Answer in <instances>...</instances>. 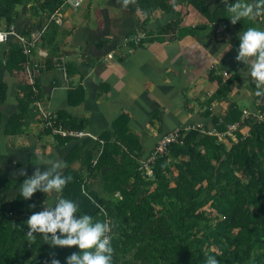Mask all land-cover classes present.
<instances>
[{
	"label": "trees",
	"instance_id": "trees-1",
	"mask_svg": "<svg viewBox=\"0 0 264 264\" xmlns=\"http://www.w3.org/2000/svg\"><path fill=\"white\" fill-rule=\"evenodd\" d=\"M64 1L0 0V20L16 23V6L29 3L38 21L46 22ZM136 1L143 17L142 27L132 28L126 34H138L139 30L143 34L137 40L127 41L129 48L118 57L120 62L137 47L177 40L206 28L181 26L180 19L170 20L157 30L146 28L158 11L177 16L180 11L166 0ZM188 2L210 22L231 21L226 16L228 3L211 10L202 0ZM233 24L244 29L254 22L243 18ZM57 26L54 20L50 21L42 44L48 45L54 39ZM31 29L27 27L26 32ZM107 43L103 39L96 45L101 48ZM32 55L24 54L17 42L10 43L3 53L5 69L18 78L16 111L7 119L2 109L7 83L0 80V135L10 147L24 143L26 126L41 120L37 102L43 96L36 83L30 84L26 77L25 64ZM208 78L215 80L218 87L207 102L228 96L241 83L238 73L225 77L214 68ZM250 85L255 89L254 84ZM254 98L264 100V96L256 94ZM69 99L71 104H80L84 99L83 86L71 88ZM259 109L264 113V105H259ZM55 113L63 127L84 130L86 120ZM204 115L211 116L220 132L227 130V124L238 122L239 126L249 127L248 135L238 134L237 141L228 147L217 135L207 133L205 125L182 130L183 142L169 145L168 151L155 160L154 175L148 178L138 170L142 146L128 132L127 115L121 114L113 121V129L103 131L93 148L85 152L80 172L70 167L63 171L71 179L63 192L56 195L76 200L82 212L113 224V264H204L210 254L216 255L220 264H264V116L260 120L242 118V109L236 104L223 117L210 110ZM56 137L64 141L72 138ZM172 167L177 170L174 184L167 176ZM100 173L105 196L92 187V180ZM24 178L19 174L14 179H0V264H50L53 257L66 264L65 257L78 250V246H52L39 233L35 238L29 236V225L15 214L45 193L37 190L30 199L22 197L19 188ZM12 189L16 193L8 199L6 193Z\"/></svg>",
	"mask_w": 264,
	"mask_h": 264
},
{
	"label": "crops",
	"instance_id": "crops-1",
	"mask_svg": "<svg viewBox=\"0 0 264 264\" xmlns=\"http://www.w3.org/2000/svg\"><path fill=\"white\" fill-rule=\"evenodd\" d=\"M202 1L211 10L231 2V0ZM166 2L172 3L180 11V16L162 13L165 20L161 19V16H156L148 23L152 24L153 28L147 25L146 28L157 30L174 19H180L181 26L206 25V28L199 30L195 35L188 34L177 40L155 41L146 47H137L121 62L118 61L119 56H113V51L119 48H117L119 43L114 38L120 33V23L117 26L118 34L113 33L111 25L102 28L100 33L106 37L108 43L100 48L96 45L98 40L93 39L94 36L97 37L90 29V22L70 29H61L58 21V33L54 39L50 40L48 45L39 43L31 57L33 61L39 62V66L41 65L35 83L43 96L41 102L47 109L63 112L66 118L86 120L84 130L90 135L64 141L47 131L39 118L26 126L27 140L16 147H10L4 136L0 135V179H14L19 175L20 169H24L25 174L31 176L37 167L45 168L46 165L43 163L38 164V156L41 153L51 154L66 161V167L62 172L67 167L74 172H80L85 152L93 148L95 140L103 131L113 129V121L121 114L127 115L128 132L134 134L142 146L141 157L150 153L164 132L193 124L212 126L211 116H201L195 109L198 101L207 100L218 87L215 80L208 78L212 68L218 74L238 73L241 79V83L230 95L211 103L212 113L219 118L223 117L233 104L239 106L242 100L245 101L240 89L243 87L249 94L246 90L254 83L250 74L247 77L242 75L246 65L235 58L236 41L239 39L237 34L243 29L235 27L231 21H208L207 17L197 12L198 10L190 5L188 0ZM182 7L188 10L183 13ZM137 13L141 15L139 9ZM135 15L134 11V17ZM200 16L202 20L198 19ZM140 19V22L134 21L132 24L122 23L126 29L120 33L118 39L122 33L125 35L128 30L141 24L142 16ZM251 20L255 26H263L264 15ZM16 24L20 30L27 28L20 27L18 22ZM94 26L92 29L96 28L97 24ZM213 29L216 30L212 32ZM226 41L231 44V48L223 51L221 48ZM12 42L15 41L8 43ZM8 43L0 46L2 56L0 80L6 83L11 81L14 88H9L8 85L7 98L2 107L4 119L16 111L17 107L18 78L5 69L3 61V53L9 46ZM220 52L222 55H219ZM108 53H112L113 57L108 58ZM78 84L83 86L84 99L80 104H71L69 90ZM186 102H194L192 110L186 108ZM154 112L158 113L153 116ZM102 186L100 173L92 180V187L101 196L104 195ZM15 193L14 189L9 190L6 197L12 199ZM38 201L40 200L36 202ZM30 207L31 205L21 211L29 212L31 215L37 208L31 210Z\"/></svg>",
	"mask_w": 264,
	"mask_h": 264
},
{
	"label": "clouds",
	"instance_id": "clouds-1",
	"mask_svg": "<svg viewBox=\"0 0 264 264\" xmlns=\"http://www.w3.org/2000/svg\"><path fill=\"white\" fill-rule=\"evenodd\" d=\"M64 6L66 5L62 4L60 8ZM227 12L226 16L233 23L245 17L257 18L264 15V0H231ZM51 16L44 24L45 32L51 20L60 21ZM237 35L239 44L235 58L246 65L242 75L247 77L250 74L255 84V94L264 96V26H248ZM230 48L231 44L226 41L221 49L227 51ZM219 55H222V52ZM38 159V164L43 163L46 165L45 168L37 167L31 176H27L24 169L19 170L20 175H25L19 188L20 195L30 199L37 190L53 195L42 202L41 210L33 212L28 217L27 234L35 238V234L39 233L43 240L52 246H78V250L65 257L66 264H113L115 251L111 235L113 224L88 212H82L76 200L56 195L63 192L71 179L62 172L66 167V161L43 153L39 154ZM31 207H35V204L33 203ZM50 264H62V261L53 257ZM204 264H220V259L210 254Z\"/></svg>",
	"mask_w": 264,
	"mask_h": 264
},
{
	"label": "rangeland",
	"instance_id": "rangeland-1",
	"mask_svg": "<svg viewBox=\"0 0 264 264\" xmlns=\"http://www.w3.org/2000/svg\"><path fill=\"white\" fill-rule=\"evenodd\" d=\"M16 8H17L18 14L16 16L15 21L19 23L20 27L34 28V27H38L37 26L38 23H40L42 26H44L45 22L44 21H41V22L38 21L39 18L33 14V12L30 9L29 3L23 4V5H17ZM186 10H188V8L182 7L183 13H185ZM134 11L136 14L135 17H134ZM137 12H138V7H137V1L136 0H84L83 3L81 4V6L78 8H67V6H64L62 8L59 7L52 14L51 17H54L57 20L60 19V25L59 24L58 25L61 29L62 28L70 29L72 27L81 26L82 24L90 22L91 23L90 29L92 31H94V33L96 34V37H97V38H95V36H94L93 39H97L99 42L100 40H103L106 38L105 36H102L100 33L102 28H104L106 25H111L112 29H113V33L118 34L117 26L119 23L121 24L119 26V30L121 33L122 31H124L126 29V28H124L122 23H128V24L131 23L132 24V22H134V21H135V23L140 22L141 21V19H140L141 15H139V13H137ZM197 12H199V11H197ZM162 13L163 12L158 11V13H156L154 15L153 19L156 18V16L157 17L161 16L162 17L161 19H163L164 17L162 16ZM161 19L158 20V22L161 21ZM198 19L202 20V17L200 16ZM130 20H133V21L130 22ZM163 20H165V19H163ZM223 20L224 19H222L221 21H223ZM215 22H220V21H215ZM3 23H5V21H3L2 24ZM56 23H58V22L56 21ZM231 23L233 24L232 21H231ZM94 24H97V27L92 29L93 27H95ZM225 24H227V23H225ZM22 25H25V26H22ZM146 25L149 26V28H153L152 24L151 25L146 24ZM157 25H158V23H157ZM185 25H186V23H185ZM138 26L142 27L141 24H139L135 27H138ZM215 30L216 29H213L212 32H214ZM120 33L116 36V38H114L119 43L117 46V48L118 47L119 48L115 49L113 51V56H115V57L123 55L124 52L129 48V46L127 45V41L130 39L137 40L138 37L143 34V31L139 30L138 34H132L129 36H127V34L123 35V33H122L121 34L122 38L120 37V39H118V37L120 36ZM8 42H10V41H8ZM7 43L0 44V46L2 47ZM90 43H92L91 40H90ZM0 61H1L0 62V64H1L2 63V56H0ZM222 74L225 77L229 75L228 72H222ZM2 77L3 76H1V78ZM8 85H9V88H14V86L12 87L13 84L11 81H9L7 83V90H8ZM246 91L249 92V94H247L245 92V90L243 89V87H241L240 92L242 93V95L244 94L243 98L245 99V101H243V100L241 101V105H239V108L247 109V110L252 111V112L260 110L259 105H264V100L254 98L255 97V90L251 86H248ZM6 98H7V93H6ZM221 98H223V97H221ZM221 98H219V99H221ZM219 99H216V100H219ZM188 100H190V99H188ZM214 101L215 100H213L211 102H207V100H205L203 102L198 101L197 106L195 105V109H197V111L200 112L201 116H205L204 113L206 110H210L212 112L211 103H213ZM228 102H229V100H228ZM185 106H186V108H190L192 110V107L194 106V102H192V103L186 102ZM248 131H249V128L245 125L244 127L240 128V130L235 131V134L236 135L242 134L243 136H246L248 134ZM226 136L227 137H224V138L223 137H218V138L222 142H224L228 147L232 144V142L237 141L236 138H233L234 135H231V136L226 135ZM167 176L171 180V183L174 184V181L177 179V170L175 169V167L171 168V171L167 173ZM50 195H53V193L52 194L51 193H44L43 196L39 199L40 201L35 203L36 206L30 207L31 210H33L35 208H37V209H35V211L40 210L43 207L42 202L47 200ZM105 195H106V193L104 192V195H102V196H105ZM7 208H9V205L7 206ZM15 214H16V216L20 217L24 221H27L28 217L30 216L29 212H26V211L25 212H22V211L19 212L18 210H16Z\"/></svg>",
	"mask_w": 264,
	"mask_h": 264
},
{
	"label": "built area",
	"instance_id": "built-area-1",
	"mask_svg": "<svg viewBox=\"0 0 264 264\" xmlns=\"http://www.w3.org/2000/svg\"><path fill=\"white\" fill-rule=\"evenodd\" d=\"M83 1L84 0H65L63 5L69 6L71 8H78L81 6ZM2 22L3 21L0 20V44L13 40L21 46L22 52L30 57L34 50L38 48V45L42 40L45 32V26L34 27L26 32V29L20 30L16 23L5 22L2 24ZM107 57L112 58V54L108 53ZM39 67L38 61H33L29 58L26 62V77L30 84L35 83L36 74L39 72ZM37 110L39 112L43 126L45 128H49L54 135H59L61 137L69 136L72 138L90 135L89 132L84 130L63 127L58 121L55 112L47 109L41 101L37 102ZM263 116L264 113L260 112L259 110L252 112L247 109H242V118L260 120L263 118ZM242 126H239L238 122L229 123L227 124V130L220 132L218 131L217 126L213 124L212 126L207 127V133L223 138L227 137L226 135H234L233 138H236L237 140V135L234 133V131L240 130ZM195 127H201V124L180 126L162 133L150 153L147 156L141 157L139 160L138 170L143 174V176L152 178L154 175L153 164L155 160L168 151L170 144L175 142H183L184 134L181 132L182 130H188Z\"/></svg>",
	"mask_w": 264,
	"mask_h": 264
}]
</instances>
